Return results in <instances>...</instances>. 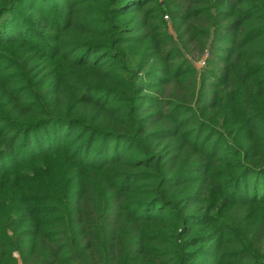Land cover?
<instances>
[{"label":"trees","instance_id":"16d2710c","mask_svg":"<svg viewBox=\"0 0 264 264\" xmlns=\"http://www.w3.org/2000/svg\"><path fill=\"white\" fill-rule=\"evenodd\" d=\"M17 259L264 264V0H0Z\"/></svg>","mask_w":264,"mask_h":264},{"label":"rangeland","instance_id":"374dc122","mask_svg":"<svg viewBox=\"0 0 264 264\" xmlns=\"http://www.w3.org/2000/svg\"><path fill=\"white\" fill-rule=\"evenodd\" d=\"M186 56L189 57V59L192 61L193 65L198 69V70H202L206 67V64L202 61L203 58H207L209 56L208 51H203L201 53H199L197 47L194 44H190L187 46V50L184 51ZM210 67L211 69H213L214 71H217L218 67L220 66V62L217 61V59L215 57H213L212 55H210ZM203 62V63H202ZM13 256H16L15 253H13ZM18 258V257H17ZM16 264H20L18 263V259H17V263ZM31 264V263H28Z\"/></svg>","mask_w":264,"mask_h":264},{"label":"built area","instance_id":"2783aa9c","mask_svg":"<svg viewBox=\"0 0 264 264\" xmlns=\"http://www.w3.org/2000/svg\"><path fill=\"white\" fill-rule=\"evenodd\" d=\"M203 63V62H202Z\"/></svg>","mask_w":264,"mask_h":264}]
</instances>
